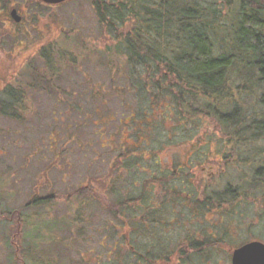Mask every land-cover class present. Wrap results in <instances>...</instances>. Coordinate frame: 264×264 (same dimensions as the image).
Listing matches in <instances>:
<instances>
[{"label": "rangeland", "instance_id": "rangeland-1", "mask_svg": "<svg viewBox=\"0 0 264 264\" xmlns=\"http://www.w3.org/2000/svg\"><path fill=\"white\" fill-rule=\"evenodd\" d=\"M201 1L218 5V15L226 18L217 20L222 25L212 42L217 52H230L229 19L237 4ZM259 2L264 7V0ZM12 9L20 24L10 19ZM126 21L118 33L127 31ZM118 33L99 25L91 0L54 7L0 0V100L7 99L8 87L22 98L17 117L0 114V215L21 214L18 243L32 254L22 252L24 264H151L146 257L161 264L153 256L164 259L172 252L171 263L180 264L179 250L190 252L189 242L199 243L202 252L192 250L186 264H230L235 248L264 244V171L259 170L264 139L238 148L230 128L200 114L184 124L182 142L157 150L156 143L138 141L143 130L162 141L165 130L179 135L181 128H175L174 113L164 102L140 96L124 50L115 49ZM245 61L227 75L226 95L232 97L220 112L264 114L257 75ZM131 71L133 79L145 76L139 68ZM130 154L139 160L124 162ZM174 166L190 176V192L183 183L165 185ZM228 185L240 187L241 199L215 209L206 204ZM83 187L108 203L134 200L145 188L149 201L132 205L122 220L94 194L29 206L33 197L63 196ZM12 225L0 218V264H16Z\"/></svg>", "mask_w": 264, "mask_h": 264}, {"label": "trees", "instance_id": "trees-1", "mask_svg": "<svg viewBox=\"0 0 264 264\" xmlns=\"http://www.w3.org/2000/svg\"><path fill=\"white\" fill-rule=\"evenodd\" d=\"M221 1H225L227 7L231 4L230 0ZM91 3L99 25L109 31L118 33L119 29L127 23L126 19H130L127 31L117 34L115 49L124 50L121 55L126 59L130 78L140 87L142 92L140 96L143 98L149 95L152 103L156 105L164 102L167 112L174 113L175 128H181L178 130L179 135L169 136L168 131L165 130L162 141L156 135L151 139L150 133L147 135L146 130L141 132V139L135 132L138 141L156 143L157 150L159 146L166 147L182 142L186 140L185 131L187 130L184 124L191 116L200 114L213 116L219 120V123L224 124L223 126L230 128V136L238 148L239 145H249L252 140L255 142L264 139V114L247 116L245 113H239L236 108L233 113L220 112V107L225 106L228 99L232 97L226 95L227 75L230 69L243 67L238 64L244 63V60H246L245 67H251L257 75L256 82L262 91L259 103L264 109V7L259 0H233V3L237 4V9L235 16H231L233 19H229L232 39L228 53L217 52L212 42V34L219 30L216 26L222 25L217 20L226 19L220 16L221 14L218 15V5L204 4L201 0H91ZM151 3H154L156 8L153 9ZM46 62L49 63L48 65L51 64L50 60ZM138 68L145 76L138 75L136 79H133L131 69ZM5 95L7 99L0 100V114L17 117V107L22 102L21 95L9 87ZM168 99L174 104L172 111L169 108L170 104L166 102ZM162 120L167 121L164 116ZM175 128L172 129L177 130ZM138 160V157L130 154L124 162ZM263 169L264 166H261L259 170L264 171ZM189 177L183 171V167L174 166L172 174L169 175L170 180H167L165 185L177 182L189 187L187 183ZM145 188L134 200L108 203L83 187L63 196L33 197L29 201V206L44 207L51 202H69L73 199L80 201L94 194L92 197L98 199L115 219L120 220L123 213L132 205L149 201L144 199ZM189 190L190 187L185 192ZM167 191L168 189H165V193L169 195L170 192ZM183 192L184 190L178 193ZM241 196L243 191L240 187L228 185L221 192L216 193L214 198L208 197L205 202L208 205L212 203L213 207H221L223 204L237 202ZM20 216L19 211L0 215L2 220L13 223L10 241L14 247L13 257L16 264H24L22 252L26 251L28 256H32L29 248L21 249L18 243L21 240L22 230ZM189 243H191L189 244L191 253L195 252L192 250H196V253L202 252L198 246L199 243ZM205 246L212 248L215 244L207 243ZM179 251V257L182 259L180 264H186L183 261L188 260L190 252L182 249ZM173 253H166L164 259L160 256L162 254L153 257L156 263L172 264ZM151 260L148 257L145 258L147 263H154Z\"/></svg>", "mask_w": 264, "mask_h": 264}, {"label": "water", "instance_id": "water-1", "mask_svg": "<svg viewBox=\"0 0 264 264\" xmlns=\"http://www.w3.org/2000/svg\"><path fill=\"white\" fill-rule=\"evenodd\" d=\"M46 5H59L69 0H38ZM14 23L20 22V17L15 10L10 12ZM230 264H264V244L258 241L246 243L231 253Z\"/></svg>", "mask_w": 264, "mask_h": 264}, {"label": "flooded vegetation", "instance_id": "flooded-vegetation-1", "mask_svg": "<svg viewBox=\"0 0 264 264\" xmlns=\"http://www.w3.org/2000/svg\"><path fill=\"white\" fill-rule=\"evenodd\" d=\"M35 2L36 3H38V4H41V5H44V6H47V7H54V6H59V5H62V4H64V3H62V4H59V5H46V4H43V3H41L40 1H38V0H35ZM13 10V9H12ZM17 12V11H16ZM9 17H10V12H9ZM21 18V17H20ZM10 19H11V17H10ZM21 22V21H20ZM20 22L18 23V24H20ZM212 175V174H211ZM208 189V188H207ZM214 196H215V194H214ZM214 204V203H213ZM216 207L214 206V208L213 209H215Z\"/></svg>", "mask_w": 264, "mask_h": 264}]
</instances>
